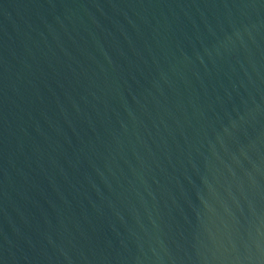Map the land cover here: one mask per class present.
I'll return each mask as SVG.
<instances>
[{
  "label": "water",
  "instance_id": "1",
  "mask_svg": "<svg viewBox=\"0 0 264 264\" xmlns=\"http://www.w3.org/2000/svg\"><path fill=\"white\" fill-rule=\"evenodd\" d=\"M0 264H264V0H0Z\"/></svg>",
  "mask_w": 264,
  "mask_h": 264
}]
</instances>
